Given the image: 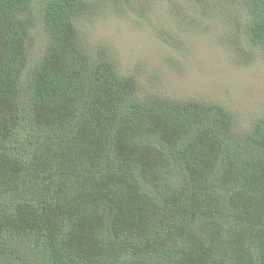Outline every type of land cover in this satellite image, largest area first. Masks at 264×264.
I'll use <instances>...</instances> for the list:
<instances>
[{
    "label": "trees",
    "instance_id": "obj_1",
    "mask_svg": "<svg viewBox=\"0 0 264 264\" xmlns=\"http://www.w3.org/2000/svg\"><path fill=\"white\" fill-rule=\"evenodd\" d=\"M186 1L187 25L229 19L237 67L264 63V0ZM155 3L181 9L0 0V264H264V113L171 99L83 27Z\"/></svg>",
    "mask_w": 264,
    "mask_h": 264
},
{
    "label": "rangeland",
    "instance_id": "obj_2",
    "mask_svg": "<svg viewBox=\"0 0 264 264\" xmlns=\"http://www.w3.org/2000/svg\"><path fill=\"white\" fill-rule=\"evenodd\" d=\"M178 3L181 9L163 3L151 5L144 13L145 20L108 11L83 27L90 42L110 50L122 72H138L171 99L220 103L239 116L241 124L248 125L249 116L264 113L262 58L258 56L250 66L237 67L233 54L226 50L232 28L229 19L221 21L219 13H214L197 18V25H187L183 20L195 16L198 7L192 8L186 0H176ZM179 32L187 47L184 56L169 45L180 37Z\"/></svg>",
    "mask_w": 264,
    "mask_h": 264
}]
</instances>
